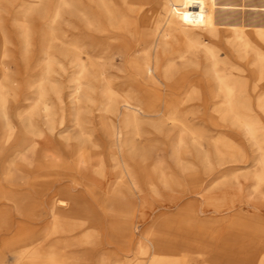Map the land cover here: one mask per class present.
Masks as SVG:
<instances>
[{
    "label": "bare ground",
    "instance_id": "obj_1",
    "mask_svg": "<svg viewBox=\"0 0 264 264\" xmlns=\"http://www.w3.org/2000/svg\"><path fill=\"white\" fill-rule=\"evenodd\" d=\"M18 2L16 43L3 21ZM65 12L77 19L74 38L60 26ZM117 55L126 64L125 77L112 74ZM11 59L24 70L30 93L24 100L21 83L8 84ZM59 70L68 71L66 91L56 78ZM202 110L203 120L217 129L244 130L262 151L264 132L255 119L264 117V0H2L0 201L12 211L2 206L0 229L17 217L11 239L15 261H8L4 250L0 264H80L83 251L94 253L106 239L125 249L121 258L100 264H193L195 256L202 264H264L259 214L230 220L229 236L215 249L211 234L220 226H198L197 205L203 198L226 211L232 202L228 195H208L204 189L197 195H169L182 221L168 229V223L153 227L139 237L134 252L126 249L138 229V212L144 218L150 198L164 197L161 186L177 193L184 186L181 175L188 180L186 192L204 187L203 174L187 166L195 147L205 148V126L189 120ZM148 123L161 132L172 127L179 175L160 169V162L151 166ZM232 138L213 139L217 163L245 157ZM207 151L197 156L205 167L213 157ZM72 153L68 161L65 156ZM21 160L37 164L29 166L20 193L8 187L21 186L14 182ZM254 179L260 192L264 170ZM71 181L85 187L89 198L76 194ZM56 190L59 196L49 200ZM45 206L50 222L40 232L33 224L42 221ZM190 232L194 237L188 242L183 235ZM194 246L203 249L195 252ZM227 251L232 256L224 262Z\"/></svg>",
    "mask_w": 264,
    "mask_h": 264
},
{
    "label": "rangeland",
    "instance_id": "obj_2",
    "mask_svg": "<svg viewBox=\"0 0 264 264\" xmlns=\"http://www.w3.org/2000/svg\"><path fill=\"white\" fill-rule=\"evenodd\" d=\"M73 1L77 2V0H73ZM0 3H2V0H0ZM151 6H152V4L146 6L145 11L149 10ZM18 9H19V2L14 7H9L8 11L6 12V18H4V21H3V24L6 27V30L10 33L11 37H13V39L16 43H17V40L15 38L16 32L13 31V29H14L13 28V23H14L13 21L19 16V14H17ZM76 23H77V19L74 16H71V14H69L68 12H65L64 17L60 22V26L68 31L67 35H70V36L73 35L72 37L74 38V35H75L74 33L76 32V30H75L76 29ZM66 27H68V28H66ZM69 28H70V30H69ZM12 49L14 51V54L17 55V53H18L17 48L16 49L12 48ZM40 57L43 58V56L39 55L37 60H39ZM198 57L200 58V55ZM8 64H9L8 68H10L9 69L10 81L8 82V84L10 87L14 88V87H16V85L18 83L19 84L21 83L22 98L24 100V98L27 97V95H29L30 93H27L28 88H26V85H24L25 77H24V70H23L22 64H21V62H17V61L15 62L12 59H11V61L8 62ZM114 64H115V67L112 70V74L118 75L120 77H125L127 75V72L123 71L122 69H124L126 67V64H125L121 55H117L115 57ZM67 72H63V71L59 70V74L56 76V78L59 80L61 86H63L65 91H66L67 86L69 85ZM53 102H54V106H55V111L57 112V114H61V110L59 108L58 102L55 99L53 100ZM24 104L25 103H22V105H24ZM204 115H205L204 110H202L200 112L198 111L194 116L191 115L189 120L196 125L202 124L203 126H205L206 133H207V139L204 142V146H203L205 148L203 150L202 148L200 149L198 147H195L193 152L190 153L192 156H190V154H189L187 157V166L189 168H191L193 166L191 169L195 170V171L198 168L197 171H200L203 174V177L205 179L204 180V187L201 189L200 188L195 189L196 191L193 190L194 192L193 191H191L189 193L186 192L184 186L187 184L186 182H188V180H186L187 178H185L181 175L179 177H180L181 182L184 186H181L177 193H172L170 191H167L161 186L160 190H159L160 195H162L164 197H159V198L151 197L150 198L151 199L150 200L151 206H149L144 211L145 217L141 219V217H142L141 212H138V214L136 215L134 222L138 226V229H137L138 233L137 232L135 233V236H134L133 240L131 241L130 248L126 247V249H131L130 252H134L136 250V245L138 244L141 236H145L153 227L162 226V225L168 223V225L166 226V228L168 229V228H170V225L175 226V225H178L182 221L181 217L183 214L177 215L178 208L175 205H173L172 203H170L169 198H168L169 195H190V194L191 195H197L198 192L200 193V192L206 190L205 194H208V195H228L230 197V200L232 203H230L227 206L230 208V210H226V211L223 209H215V208L211 207L209 204L206 203V201L203 198L200 200V202L197 205V207H198L197 213L198 214H197V216H195L197 218V219L195 218V220H196L195 223L198 224V226H200V225L209 226V227H214L215 225L220 226V230L218 232H213L211 234L212 238L215 241V245H216L215 249L216 250H217V247H219V245L230 234L229 224H228L230 220H235V219H238L239 217H246V216L250 217L254 214H259L264 218V187L262 186L259 189V191L262 194L260 192H258V190L254 189V187L256 185V182L254 179L255 174L258 172H262L264 170V168L262 166V159H264V145H263V149L261 151V150L257 149L258 146L254 143V141H252L249 138V136L245 133L244 130H242L240 128H226L223 130L217 129L210 124L208 119L203 120L202 116H204ZM263 120H264V117L260 118V119H258V118L255 119V122L258 124L259 130L261 132H264V121ZM145 130H146L145 146H146V151L148 152V155L150 153L149 156H150L151 166L153 167L154 163L160 162V164H161L160 169L166 170L169 172H174V173H177L176 175H179L180 174L179 169L175 167L176 165L174 164V159H173L175 142H174V137L172 136L173 135L172 133L174 132L172 127L166 126L165 129H163L165 132V134H164V132H161V130H158V128H156L155 126L148 123L145 127ZM169 133H171V134H169ZM223 134L225 137H228L231 139H233L232 137H235L234 140H236L238 142V144L241 146L242 151H243V155L246 158L245 157L242 158L241 156L238 157L237 160H233L231 158H226V160L224 162H218L217 163L218 159H217V157H215V155H213L214 151H213L212 141L214 138H218V137L222 136ZM165 138H167V139H165ZM205 150L206 151L208 150L207 152H209L211 154V156H213L212 157V164L208 166V167H212L211 169L210 168L208 169V167H205V166H202L201 164H199V161L197 159V156L203 154V151H205ZM73 156H75L74 153L68 154L67 156H65V158L69 161L73 158ZM31 160L19 161V163H20L19 164V171H16L14 173V182H15V184H17V182H20V184H18V185H21V186H15L13 188L8 187L10 190H12V191L14 190L16 192L19 189L18 192H20V193L22 192V189H24V185L26 183L25 179H27L26 175H28V170L35 167V165L37 164L35 162L36 164L32 163V166H31L29 164V162ZM60 163H61L60 165L62 167L64 165V161H60ZM27 164H28V166H27ZM23 166L24 167L26 166L25 167L26 169H24ZM213 166H214V168H213ZM16 174H17V176H16ZM217 174H219V175H217ZM23 175L26 177L24 178ZM215 177H217V178H215ZM16 178H18V179H16ZM20 179H21L22 183H21ZM76 179H81V178L76 177ZM72 182H73V184H72ZM70 185L71 186L73 185L72 187L74 188L75 193L80 195L83 199L89 198L88 197L89 194L86 192L85 187L77 185L74 181H71ZM103 185L105 187L111 186V184H107V183H104ZM0 186H1V183H0ZM255 193H258V194H255ZM58 194H59V190H56L52 195H50L48 197V199L49 200L51 198L53 199L54 197L59 196ZM147 194L149 195L150 193H147ZM187 201H188V199L185 198L184 201L182 202V205H184V203H186ZM6 204H7V202L5 200L0 201V211H2V209L4 210L5 209L4 207H9L10 209L9 208L8 209L10 211H12V205H6ZM3 205H6V206L2 207ZM94 205H95V208L97 210H99L101 213H104L103 212L104 209H102L103 205L101 203L94 201ZM44 209L45 210L40 209L41 215H42V218H41L42 221H39V222L37 221L33 224L34 227H36V229L39 230L40 232L44 231L46 229L48 223L50 222V219H49L47 212H46L47 207L45 206ZM218 210H221V211H218ZM175 215H177V216H175ZM16 217H17V215L12 216V218H13L12 224L9 225V227H6V228L3 227L0 229V252L4 251V250H8L7 252H8L9 256L7 257V259L10 262L15 261V258H14L15 255H13V253H12V251L14 250V245H13V242L11 239L13 238L15 231H16L15 230L16 225L13 223L16 220ZM183 237H184V240H187L189 242L194 237V232L185 233L183 235ZM3 246H5V247H3ZM123 249H125V248L117 246V245L115 246V244H113L110 240L107 241V239H106L104 246L99 247L94 252L95 254L94 253H84L85 251H83L82 255H84V256H82V258L80 260V264H100L103 259L121 258L123 256ZM202 249H203V247H201V246H194L193 251L199 252ZM109 255H111V256H109ZM231 256H232L231 251H227L221 257H222L223 261L225 260L224 262H227L231 258ZM194 259H196V260H193V264H198V263L202 264V260H203L202 258H198L195 256Z\"/></svg>",
    "mask_w": 264,
    "mask_h": 264
}]
</instances>
